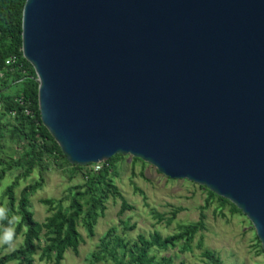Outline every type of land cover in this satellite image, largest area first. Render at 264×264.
I'll return each mask as SVG.
<instances>
[{"label": "water", "instance_id": "95a60500", "mask_svg": "<svg viewBox=\"0 0 264 264\" xmlns=\"http://www.w3.org/2000/svg\"><path fill=\"white\" fill-rule=\"evenodd\" d=\"M21 38L69 164L130 156L205 187L264 257V0H25Z\"/></svg>", "mask_w": 264, "mask_h": 264}, {"label": "trees", "instance_id": "16d2710c", "mask_svg": "<svg viewBox=\"0 0 264 264\" xmlns=\"http://www.w3.org/2000/svg\"><path fill=\"white\" fill-rule=\"evenodd\" d=\"M25 0H0V144L3 142L15 144L19 147L17 157L8 160L0 159V182L8 173L20 171L13 182L6 186L3 192L4 207L8 211V218L13 215L20 217L15 227V238L21 236V245L0 256V264H35L38 261L60 264L67 253L77 254L82 243L78 227L81 226L88 238L94 237V228L99 218L104 216L105 204L109 198L118 199L121 206L118 216L125 211L133 210L126 204L120 191L114 185L112 178L116 176L115 167L123 156L115 155L107 162L99 164L97 171L94 165L80 167L71 165L62 154L60 147L54 141L47 129L42 125L38 109V84L32 66L22 56L21 23L22 9ZM12 58L10 65L7 59ZM66 169L73 174L79 173L82 183L73 186L65 201L43 199L40 203L47 207L50 214L43 223L34 220V214L29 209L30 199L43 187L42 173L47 170V162ZM133 163H145L132 158ZM91 167V168H90ZM34 170L38 171L37 181L24 186L18 197L15 190L20 178H25ZM71 178V177H70ZM169 180V179H167ZM206 194L204 205L199 208L198 219L195 222L178 225L177 233L173 236L162 237L157 231L144 235H137L134 241L126 239L124 233L135 229V225L128 226L120 220L122 229L109 228L100 238L96 249L86 258L87 264H174L171 256H161L153 252H166L178 249L180 253L192 251L195 235L204 229V211L217 202L218 209L228 208L231 214L244 217L240 210L227 200L216 196L205 187L199 186ZM136 193L144 197L143 193L134 188ZM173 210L170 217L156 214L157 223L167 225L179 213ZM247 223L252 228L251 224ZM8 226V220L0 221V231ZM253 229V228H252ZM256 247L262 253L260 242L254 234ZM42 243V245H41ZM5 244L2 250L9 248ZM195 248L200 251L202 264H222L218 255L205 247L203 238L199 235ZM181 264H183L181 262Z\"/></svg>", "mask_w": 264, "mask_h": 264}, {"label": "rangeland", "instance_id": "374dc122", "mask_svg": "<svg viewBox=\"0 0 264 264\" xmlns=\"http://www.w3.org/2000/svg\"><path fill=\"white\" fill-rule=\"evenodd\" d=\"M19 147L15 144L3 142L0 144V159L8 160L17 157ZM48 168L42 173L44 182L40 191L30 199L29 209L34 214V220L43 223L50 215L47 207L40 203L43 199L64 200L69 190L82 183L79 173L70 174L66 169H61L53 163L47 162ZM91 168V167H90ZM116 176L112 178L114 185L120 191L126 204L133 207L122 216H118L121 202L118 199L109 198L105 204L104 216L99 218L94 228V237L88 238L81 226L78 231L82 243L78 247L77 254L67 251L64 260L60 264H87L86 258L96 249L99 238L111 227H116L121 233L119 221L122 220L128 226L135 225L132 231H126L124 236L134 241L137 235L147 237L157 231L162 237L173 236L177 233L178 225L195 222L198 219L199 208L204 205L206 194L198 185L186 180H167L149 164L133 163L132 157L123 156L115 167ZM20 175V171L8 173L0 182V206H4L3 192L14 178ZM71 177V178H70ZM38 179V171L34 170L25 178H20L15 194L18 197L20 190ZM140 190L144 197L134 191ZM180 210L171 224L157 223L152 211L159 215L170 217L173 210ZM204 229L199 231L194 238L192 251L180 253L178 249L166 252H153L157 257L171 256L174 264H202L200 251L195 248L199 235L203 238L206 248L215 252L222 264H264L263 253L259 252L254 239V230L247 223L245 216L231 214L229 209H218L217 202H213L205 211ZM1 232V231H0ZM22 243L19 236L9 248L2 250L0 256L18 248ZM42 245V243H41ZM14 264V263H10ZM35 264H52L38 261L35 256ZM111 264V263H99Z\"/></svg>", "mask_w": 264, "mask_h": 264}, {"label": "clouds", "instance_id": "9594fccd", "mask_svg": "<svg viewBox=\"0 0 264 264\" xmlns=\"http://www.w3.org/2000/svg\"><path fill=\"white\" fill-rule=\"evenodd\" d=\"M8 209L4 206H0V221L8 220V226L2 229L0 232V245L12 246L15 238V227L19 224L21 218L13 215L11 219L8 218Z\"/></svg>", "mask_w": 264, "mask_h": 264}, {"label": "built area", "instance_id": "2783aa9c", "mask_svg": "<svg viewBox=\"0 0 264 264\" xmlns=\"http://www.w3.org/2000/svg\"><path fill=\"white\" fill-rule=\"evenodd\" d=\"M11 62H12V58L7 59V61L5 62V64H6V65H10ZM2 76H3V73L0 71V79L2 78ZM98 169H99V164H94V166H93V170H94V171H97Z\"/></svg>", "mask_w": 264, "mask_h": 264}]
</instances>
